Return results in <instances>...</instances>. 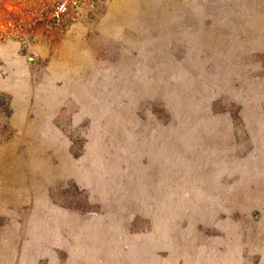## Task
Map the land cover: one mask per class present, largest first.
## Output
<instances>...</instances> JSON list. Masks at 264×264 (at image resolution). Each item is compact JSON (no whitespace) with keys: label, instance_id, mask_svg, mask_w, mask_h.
Listing matches in <instances>:
<instances>
[{"label":"rangeland","instance_id":"374dc122","mask_svg":"<svg viewBox=\"0 0 264 264\" xmlns=\"http://www.w3.org/2000/svg\"><path fill=\"white\" fill-rule=\"evenodd\" d=\"M0 157V264H264V0H0Z\"/></svg>","mask_w":264,"mask_h":264},{"label":"built area","instance_id":"2783aa9c","mask_svg":"<svg viewBox=\"0 0 264 264\" xmlns=\"http://www.w3.org/2000/svg\"><path fill=\"white\" fill-rule=\"evenodd\" d=\"M67 12V2L62 1L54 8L52 11V18L54 20L60 21L63 19L65 13Z\"/></svg>","mask_w":264,"mask_h":264},{"label":"trees","instance_id":"16d2710c","mask_svg":"<svg viewBox=\"0 0 264 264\" xmlns=\"http://www.w3.org/2000/svg\"><path fill=\"white\" fill-rule=\"evenodd\" d=\"M9 109H10L9 103H6L4 108V114H6V117H9L11 115V109L10 110ZM3 127L8 128L7 121L4 122Z\"/></svg>","mask_w":264,"mask_h":264},{"label":"bare ground","instance_id":"6f19581e","mask_svg":"<svg viewBox=\"0 0 264 264\" xmlns=\"http://www.w3.org/2000/svg\"><path fill=\"white\" fill-rule=\"evenodd\" d=\"M139 6H140V5H139ZM143 10H144V9H143ZM1 153H2V152H1ZM0 158H1V157H0ZM2 159H3V158H2ZM41 162H42V161H41ZM7 165H8V164H7ZM41 165H42V164H41ZM7 168H8V167H7ZM39 168H40V167H39ZM5 169H6V168H5ZM1 181H2V180H1ZM0 183L2 184V182H0ZM3 183H4V182H3ZM6 185H7V184H6ZM6 185H4V186H6ZM0 187H1V186H0ZM6 187H8V186H6ZM11 187H12V186H11ZM9 190H10V189H9ZM5 199H7V198H5ZM5 199H4V200H5ZM5 201H6V200H5ZM5 201H4V202H5Z\"/></svg>","mask_w":264,"mask_h":264},{"label":"water","instance_id":"95a60500","mask_svg":"<svg viewBox=\"0 0 264 264\" xmlns=\"http://www.w3.org/2000/svg\"><path fill=\"white\" fill-rule=\"evenodd\" d=\"M30 59L33 60L34 58L31 57Z\"/></svg>","mask_w":264,"mask_h":264}]
</instances>
